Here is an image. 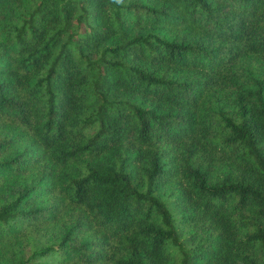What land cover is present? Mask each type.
Wrapping results in <instances>:
<instances>
[{"label":"trees","instance_id":"1","mask_svg":"<svg viewBox=\"0 0 264 264\" xmlns=\"http://www.w3.org/2000/svg\"><path fill=\"white\" fill-rule=\"evenodd\" d=\"M0 264H264V0H0Z\"/></svg>","mask_w":264,"mask_h":264}]
</instances>
